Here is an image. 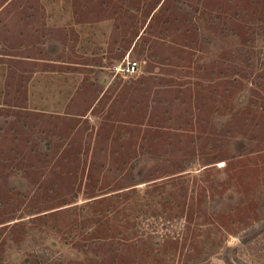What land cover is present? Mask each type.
<instances>
[{
    "label": "rangeland",
    "instance_id": "rangeland-1",
    "mask_svg": "<svg viewBox=\"0 0 264 264\" xmlns=\"http://www.w3.org/2000/svg\"><path fill=\"white\" fill-rule=\"evenodd\" d=\"M0 264H264V0H0Z\"/></svg>",
    "mask_w": 264,
    "mask_h": 264
},
{
    "label": "built area",
    "instance_id": "built-area-1",
    "mask_svg": "<svg viewBox=\"0 0 264 264\" xmlns=\"http://www.w3.org/2000/svg\"><path fill=\"white\" fill-rule=\"evenodd\" d=\"M138 62L137 61H128L127 64H126V67L124 68V70L126 72H134L138 69Z\"/></svg>",
    "mask_w": 264,
    "mask_h": 264
}]
</instances>
